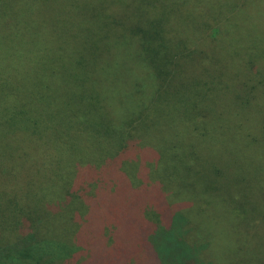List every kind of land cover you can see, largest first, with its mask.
I'll return each instance as SVG.
<instances>
[{"label": "trees", "instance_id": "16d2710c", "mask_svg": "<svg viewBox=\"0 0 264 264\" xmlns=\"http://www.w3.org/2000/svg\"><path fill=\"white\" fill-rule=\"evenodd\" d=\"M100 1L102 22L91 25L89 19L87 31L92 60L108 58L101 69L91 72L93 63L81 56L75 65L91 73L82 79L0 80V205L32 209L33 215L24 214L35 218L34 210L43 212L35 205H59L65 195V209L57 212L59 220L67 217L62 225L75 222L71 207L93 205L96 215L84 214L98 216V229L103 224L115 234L110 239L120 254L127 239L111 221L128 211L137 221L135 241L157 264H238V236L254 228L197 217L220 194L210 188L213 198H206L208 188L198 183L211 177L205 167L222 174L229 164L238 172V162L221 150L224 135L208 134L224 133L222 125L238 129V96L248 91L238 83L242 72L220 52L207 50L223 18L210 8L217 4L220 10L226 2ZM218 103L228 118L216 123L214 116L223 114ZM53 110L59 118L45 115ZM181 110L185 118H203L189 129L174 127ZM254 139L248 136L246 144L253 147ZM193 189L201 198L190 195ZM190 205L196 206L189 212ZM231 208L228 218H238V206ZM245 213L251 221L260 214L252 207ZM24 227L35 230L22 221L0 229L14 240ZM31 238L20 246L6 238L1 258L15 251L25 257ZM84 240L90 250L92 236ZM260 256L257 264H264Z\"/></svg>", "mask_w": 264, "mask_h": 264}, {"label": "rangeland", "instance_id": "374dc122", "mask_svg": "<svg viewBox=\"0 0 264 264\" xmlns=\"http://www.w3.org/2000/svg\"><path fill=\"white\" fill-rule=\"evenodd\" d=\"M220 1L222 4L226 2L220 10L217 4L210 6L213 12H221L223 18L217 20L212 29L213 32L219 33H213L217 40L211 39L215 41L207 50L220 52L230 60L229 63L242 72L238 83L249 92H240L238 96V129L226 130L227 125H222L224 133L213 129L208 132L210 136L224 135L226 144L221 150H224L225 155L229 153L231 163L238 162V172L229 164L222 174H214L210 167H205L211 177H206V182L205 178H201L198 183L208 188L206 198H213V190L210 188L216 187L215 190L220 194L218 200L213 201L212 205H206L205 213L197 217L220 223L229 220L236 224L238 221L240 229L245 225L253 227L254 231L250 235L247 236L241 231L238 236V248L241 251L238 264H257L258 257H261L260 252L264 253V0ZM101 5L100 0H0V80L41 81L46 80V77L82 79L93 67L101 69L108 58L104 59L101 55L92 60L93 51L87 31L89 19L91 25L98 24L95 22L98 18L102 22ZM81 56L85 57V62L93 63L89 70L87 67L75 65L76 62L83 61ZM75 69L81 70L77 73ZM52 71L55 73H50ZM220 105L218 103L215 108L217 113L224 112ZM2 112L4 108L0 107V113ZM45 115L59 118L61 114L53 110L51 114L46 111ZM177 116L179 119L176 118L175 123L171 124L184 130L203 118L197 114L185 115V118L182 110ZM227 116L225 113L220 116L216 114L214 122L219 123ZM67 124L68 121L63 126ZM248 136L256 138L251 144L253 147L246 144ZM248 147L252 151H248ZM190 195L193 198H201L202 192L193 189ZM65 201L64 195L59 205H35L43 210H34V213H37L35 218H29L33 215L32 209L19 205H0V228L20 221L31 222L35 226V230L24 227L22 234L19 237L14 236V240H9L10 235H5L0 229V240L3 237L0 247L6 245V238L10 245L20 246L23 244L22 240L32 237L31 242L27 244L25 257L15 251L17 253L7 254L2 258L1 255L0 261L5 259L0 264H157V261H160L145 252V245L135 241L134 229L137 228V221L128 211H121L122 214L111 221L127 239L123 251L126 253L120 254L110 239L115 237V234L103 224L104 229H98V216L87 217L84 214V211H95L93 205L71 207V210L76 211L75 222L62 225L61 221L67 217L59 220L57 212L65 209V205H62ZM118 205L124 204L120 202ZM195 206L190 205L189 212L193 211ZM233 206H238V211L242 212L238 218H228ZM251 207L260 212L254 221L244 216L248 215L245 212ZM26 212L30 214L27 217L24 214ZM92 215L96 213L93 212ZM93 229L98 231L100 236L97 232L93 233ZM89 236L93 239L90 250L87 249L88 242L84 240ZM70 241L75 243L71 244ZM13 254L15 255L12 258ZM26 258L29 261L26 262Z\"/></svg>", "mask_w": 264, "mask_h": 264}]
</instances>
